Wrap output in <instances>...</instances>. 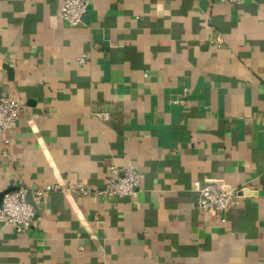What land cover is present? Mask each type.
I'll use <instances>...</instances> for the list:
<instances>
[{"label": "crops", "instance_id": "0c3cea01", "mask_svg": "<svg viewBox=\"0 0 264 264\" xmlns=\"http://www.w3.org/2000/svg\"><path fill=\"white\" fill-rule=\"evenodd\" d=\"M60 6L0 0V95L21 104L0 193L62 188L26 232L0 222V264H264V0H88L77 26ZM110 164L135 197L96 196ZM195 181L235 190L224 221Z\"/></svg>", "mask_w": 264, "mask_h": 264}, {"label": "built area", "instance_id": "2783aa9c", "mask_svg": "<svg viewBox=\"0 0 264 264\" xmlns=\"http://www.w3.org/2000/svg\"><path fill=\"white\" fill-rule=\"evenodd\" d=\"M229 4H237L242 0H220ZM88 9V0H61L59 17L70 25L83 24V18ZM85 58H77L76 63H84ZM187 98V90L184 89L182 96L173 100L174 104H180ZM21 110V104L13 97L0 95V134L3 136L5 145L9 143L7 131L16 126ZM93 116L99 120H108L110 114L107 110H95ZM139 186V174L132 167H118L110 164L103 187L95 191L101 199L133 198L136 196ZM11 190L4 193L0 204V222L11 225L17 233H24L30 229L36 219V204L45 193L57 192L62 188L58 185L46 184L35 192L36 202L28 200V189L24 186L21 178L11 182ZM66 191L86 196L92 192V188L86 185H69ZM193 191L197 194V208L210 215L222 217L223 214L237 203L235 190L228 188L221 181L193 183Z\"/></svg>", "mask_w": 264, "mask_h": 264}, {"label": "water", "instance_id": "95a60500", "mask_svg": "<svg viewBox=\"0 0 264 264\" xmlns=\"http://www.w3.org/2000/svg\"><path fill=\"white\" fill-rule=\"evenodd\" d=\"M12 188H7L6 190H4V191H2L1 193H0V204H1V200H2V196H3V194L4 193H6V192H8L9 190H11Z\"/></svg>", "mask_w": 264, "mask_h": 264}]
</instances>
